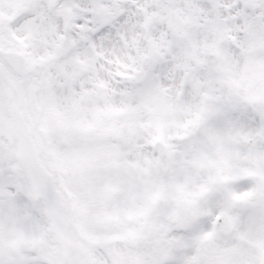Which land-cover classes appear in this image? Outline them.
<instances>
[{"label": "snow or ice", "instance_id": "6c2138e0", "mask_svg": "<svg viewBox=\"0 0 264 264\" xmlns=\"http://www.w3.org/2000/svg\"><path fill=\"white\" fill-rule=\"evenodd\" d=\"M0 264H264V0H0Z\"/></svg>", "mask_w": 264, "mask_h": 264}]
</instances>
